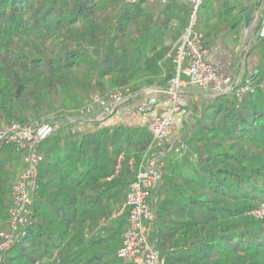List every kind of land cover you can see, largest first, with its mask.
<instances>
[{"label": "trees", "instance_id": "obj_1", "mask_svg": "<svg viewBox=\"0 0 264 264\" xmlns=\"http://www.w3.org/2000/svg\"><path fill=\"white\" fill-rule=\"evenodd\" d=\"M156 5L0 0V127L65 118L39 146L29 220L0 264H133L118 256L127 214L113 216L135 175L129 161H141L151 134L99 123L74 131L63 114L80 92L137 93L167 83L174 65L164 38L176 16L171 0ZM241 82L254 90L241 100L235 92L205 99L183 140L187 152L164 157L162 182L150 196L151 239L167 264H264V220L251 214L264 201V69ZM22 161L12 143L3 144L0 230L8 229Z\"/></svg>", "mask_w": 264, "mask_h": 264}, {"label": "built area", "instance_id": "obj_2", "mask_svg": "<svg viewBox=\"0 0 264 264\" xmlns=\"http://www.w3.org/2000/svg\"><path fill=\"white\" fill-rule=\"evenodd\" d=\"M128 3L167 4L170 0H126ZM190 4V22L170 52L174 73L169 78L166 92L170 95L172 106L164 115L156 116L150 123V143L141 161L131 158L129 163L135 169L133 180L128 185L126 198L113 217L127 214V227L123 233L118 256L133 264H167L151 235L156 222V213L150 199L152 191L162 182L165 161L160 154L173 151L182 157L188 150L183 140H175L167 147L168 134L174 128V118L184 105L185 90L192 87L206 97H214L235 92L237 99L254 90L251 83L243 84L237 74H224L216 65L207 60L208 48L205 35L195 29L198 11L206 0H187ZM262 24L258 37L264 38V0L262 3ZM174 29V25L172 26ZM133 93L127 87H117L106 94L95 93L80 110L82 116L96 115L97 119L107 118L114 110L127 102ZM158 102V97L148 99L132 110L135 119L146 115ZM53 119V118H52ZM51 118L35 120L29 124L18 121L4 122L0 127V149L5 143H12L22 155L24 168L13 185L12 206L9 209L8 229L0 230V258L15 241L20 229L28 223L37 187V175L41 155L39 146L55 129ZM196 155H193L195 158ZM123 158V154L119 159ZM251 214L264 220V201Z\"/></svg>", "mask_w": 264, "mask_h": 264}, {"label": "crops", "instance_id": "obj_3", "mask_svg": "<svg viewBox=\"0 0 264 264\" xmlns=\"http://www.w3.org/2000/svg\"><path fill=\"white\" fill-rule=\"evenodd\" d=\"M216 9L214 22L205 32L206 47L208 48L207 60L216 65L224 74H237L240 80L252 79L253 75L264 69V38L258 37V29L262 24L263 0H211ZM190 6V5H189ZM250 9L251 22L246 25V18L230 26V20L234 17L245 15ZM219 17L221 20H219ZM238 19V18H237ZM236 22V21H235ZM180 32L184 26H180ZM177 41L176 36L174 38ZM164 45H166L164 38ZM169 83L161 85L155 83L144 85L137 93L124 104L118 106L112 114L104 120L97 116L81 117L77 126L80 132H89L97 129V123L101 126L112 127L115 125H126L129 127L145 128L150 132V123L158 115L166 114L171 106L172 100L166 92ZM150 95L158 97V102L150 108L146 115L135 119L132 110L144 103ZM183 97L188 104V110L182 108L174 118V128L168 134V144H172L176 138L181 136L184 125H188L186 134L192 129L194 121V108L201 109L205 99L210 98L202 95L195 88L185 90ZM70 118V117H68ZM126 120L127 123L121 122ZM166 154H160L164 158Z\"/></svg>", "mask_w": 264, "mask_h": 264}, {"label": "rangeland", "instance_id": "obj_4", "mask_svg": "<svg viewBox=\"0 0 264 264\" xmlns=\"http://www.w3.org/2000/svg\"><path fill=\"white\" fill-rule=\"evenodd\" d=\"M157 3L158 2L146 3V4L149 7H151V9H154V7L157 6L156 5ZM171 5L173 7L172 13L175 14L176 18L171 21L170 27L165 33V42H166V45L171 47V49H172L176 45V43L178 42L179 38L181 37L183 30L188 26V24L190 22V11L191 10H190V6H189L190 4L187 0H171ZM215 12H216V9L213 7L212 1L206 0L198 11V17H197V23H196L195 29L200 31V32H203L205 34V32L211 26V23L214 22V19L216 17ZM173 25H174V29L172 28ZM180 26H184V28L182 29L181 32L179 31L181 29ZM129 33H130V35L136 34V32L133 31V28ZM174 36H176L177 41L175 39H173ZM80 93L81 94L79 95V98H77V100L79 102L77 100L72 101V107H70V109H67L63 114V115L70 117L67 119H68V121H69V123L72 126V129L74 131L78 130L77 126L79 124V120L81 119V117H83L81 114L74 112V110H76V109L81 110L89 102V100L92 96V94H89L86 96L83 92H80ZM187 106H188V104L186 103V105H184L183 108L185 107V109L188 110L189 108ZM90 116H92V115H88L86 117L89 118ZM93 116H96V115H93ZM45 118H51V119L53 118L52 120L56 124L57 128H59L65 124V120H64L65 118L63 119V117L58 113H54L50 116H46ZM121 122L127 123L126 120H122ZM188 128H189L188 125L185 124L184 129L181 130V132H183V134L181 136L177 137L176 139L177 140H184L185 137L187 136L186 132H187ZM175 156L179 157L176 154L174 155V157ZM163 160H164V158H163ZM176 161H178V160L176 159ZM20 172H21V170L19 171V173ZM8 218H9V215L7 214V220H8Z\"/></svg>", "mask_w": 264, "mask_h": 264}, {"label": "water", "instance_id": "obj_5", "mask_svg": "<svg viewBox=\"0 0 264 264\" xmlns=\"http://www.w3.org/2000/svg\"><path fill=\"white\" fill-rule=\"evenodd\" d=\"M253 10L252 9H250L245 15H241V16H239L238 17V19L236 20V22H235V25L238 23V22H240L242 19H243V17H245L246 18V25L247 26H249L250 25V20H251V15H250V13L252 12Z\"/></svg>", "mask_w": 264, "mask_h": 264}]
</instances>
